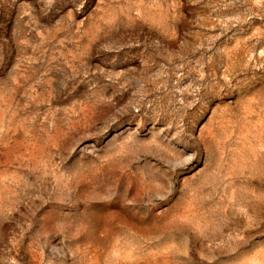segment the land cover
Wrapping results in <instances>:
<instances>
[{
	"label": "rangeland",
	"instance_id": "374dc122",
	"mask_svg": "<svg viewBox=\"0 0 264 264\" xmlns=\"http://www.w3.org/2000/svg\"><path fill=\"white\" fill-rule=\"evenodd\" d=\"M0 264H264V0H0Z\"/></svg>",
	"mask_w": 264,
	"mask_h": 264
}]
</instances>
